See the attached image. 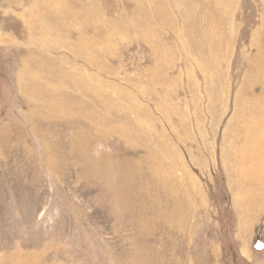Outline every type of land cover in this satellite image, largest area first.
<instances>
[{"label":"rangeland","instance_id":"374dc122","mask_svg":"<svg viewBox=\"0 0 264 264\" xmlns=\"http://www.w3.org/2000/svg\"><path fill=\"white\" fill-rule=\"evenodd\" d=\"M0 264H264V0H0Z\"/></svg>","mask_w":264,"mask_h":264},{"label":"trees","instance_id":"16d2710c","mask_svg":"<svg viewBox=\"0 0 264 264\" xmlns=\"http://www.w3.org/2000/svg\"><path fill=\"white\" fill-rule=\"evenodd\" d=\"M228 211L226 210V213H227ZM254 250H257V247H255V249Z\"/></svg>","mask_w":264,"mask_h":264},{"label":"bare ground","instance_id":"6f19581e","mask_svg":"<svg viewBox=\"0 0 264 264\" xmlns=\"http://www.w3.org/2000/svg\"><path fill=\"white\" fill-rule=\"evenodd\" d=\"M262 142V141H261Z\"/></svg>","mask_w":264,"mask_h":264}]
</instances>
